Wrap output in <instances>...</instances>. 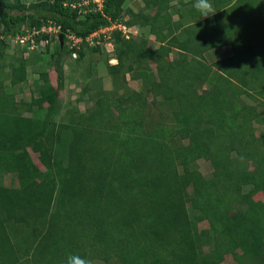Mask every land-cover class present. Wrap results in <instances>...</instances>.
<instances>
[{
    "label": "trees",
    "instance_id": "1",
    "mask_svg": "<svg viewBox=\"0 0 264 264\" xmlns=\"http://www.w3.org/2000/svg\"><path fill=\"white\" fill-rule=\"evenodd\" d=\"M71 1L0 0V37L52 22L63 41L48 42L57 46L37 68L36 98L16 102L0 82V171L18 180L0 185V264H264V0H211L215 15L200 21L195 0H141L138 13L104 0L81 15ZM112 23L153 39L114 31L112 88L94 97L80 86L76 100L92 108L71 105L58 123L73 77L63 56L75 51L77 69L90 48L70 49L67 35ZM4 69L10 86L26 81L20 55Z\"/></svg>",
    "mask_w": 264,
    "mask_h": 264
},
{
    "label": "rangeland",
    "instance_id": "2",
    "mask_svg": "<svg viewBox=\"0 0 264 264\" xmlns=\"http://www.w3.org/2000/svg\"><path fill=\"white\" fill-rule=\"evenodd\" d=\"M103 1L104 0H102L101 3L102 7H103ZM101 9L99 11H101ZM122 9L123 11L132 10L133 13H138L140 11H144L145 7L141 0H127L124 3ZM146 13L149 14L150 12L146 11ZM174 19L177 20V17H174ZM118 26H123V25L112 23L111 25L101 28L98 31L94 32L97 35L92 36L91 38L93 44L92 45L86 44V46H89L90 48L84 46L83 50L86 56L80 62L79 64L80 66L77 67V69L75 67L76 64L74 59H72V57L69 54H65L63 56L62 62H63L64 73L67 76L72 75L73 77L71 79L68 78V80L70 81L69 83L66 81V83L68 84L63 91V95L60 101L61 110L59 112V115L56 117V121L58 123H60L63 120V114L65 113L66 110L70 109L71 105L73 107L76 106L80 113H83L88 108H92L93 101L92 99L88 100L87 95L83 97L82 101L76 100L77 97L79 96L78 91L80 89V86L84 87L85 84L88 82V86L90 87L89 89L91 90L90 92H93V94L91 93V95L94 97H96V94L98 93L97 90L98 91L105 89L109 90L112 88V84H111L112 78H111V74L109 73L108 67L109 65H111L110 58L113 57L115 58L114 45L112 43V35L114 31H119L117 30ZM123 33H126L127 35L126 39H130L132 37L138 38L139 36L148 37V39H153L148 35L147 30L142 28L136 27L130 31L126 29V31ZM0 41H2L4 45L3 48L4 54L3 57H0L1 65H6L11 60L16 59V57H18L19 55L26 62V81L23 82L22 84H18L16 86H10L7 78L4 77V75L7 74L8 70L4 69L2 71V74H0V82L2 83L4 92L7 95H13L16 102L19 101L29 102L32 98H36L39 95L37 91V87L39 85L37 68L39 65L44 66L47 62L51 60L50 56L54 54L57 43L55 41L47 45H45L44 43H40L37 49H35L34 51H30V49L26 47V45L23 46L22 48L17 44L19 43V41L16 39V36L13 37L10 36L8 38L0 37ZM95 42L96 43L98 42L99 44H94ZM96 46L99 47V50L94 52V54H91L90 56V52H91L90 49ZM222 54L223 56L226 54H230V50L225 49L222 52ZM175 57H176L175 53H172L170 55L171 59L172 58L174 59ZM115 61L117 63V60ZM154 66L155 65L151 64L152 68H154ZM85 70H89L90 73L89 76L86 77V80L79 81V75L81 74V72H84ZM126 79L130 90H134V91L141 90L140 84L131 81L128 75H126ZM52 80H54L53 76H52ZM246 100L248 101L247 98ZM260 111H264V108L261 107ZM260 129L262 128L257 127L256 135L259 134ZM196 168L204 177H208L211 175L212 168L210 166V163H208L207 161L204 160L197 161ZM0 185L8 188H17L18 180L16 175L7 174L4 170L0 171ZM188 193L191 194V190H188ZM257 198L259 199V196ZM187 210L190 215H195V211L190 207V205L187 206ZM199 228L201 230L207 229L208 225L207 223L202 222L199 225ZM211 249H212V243L207 245L204 248V251L207 253ZM221 264H235V262L232 256L228 255L225 257L224 261Z\"/></svg>",
    "mask_w": 264,
    "mask_h": 264
},
{
    "label": "built area",
    "instance_id": "3",
    "mask_svg": "<svg viewBox=\"0 0 264 264\" xmlns=\"http://www.w3.org/2000/svg\"><path fill=\"white\" fill-rule=\"evenodd\" d=\"M101 3L102 0H77L66 3L65 6L72 10H78L79 14L81 15L89 12L91 9L100 10L102 7ZM91 5H93L94 7H90ZM117 28V30L121 31L122 33L126 31L125 26H118ZM123 34L127 38L126 33ZM41 35H47L48 39H40L38 42H36L37 37ZM54 35L59 38V36L61 35V29L56 24L48 22L40 28H32L31 30L24 31L22 34H17L16 39L19 41V43L17 44L20 47L23 48V46L26 45V47H28L30 51H34L39 47L40 43H44L45 45H47L51 37H53ZM96 35L97 34L94 33L91 36L85 38L84 40L82 38H77L72 34L67 35V42L69 44V48L78 50L80 49L83 42L92 45L93 43L91 41V38L92 36ZM71 56L73 59H75L77 57V53L74 51L71 53Z\"/></svg>",
    "mask_w": 264,
    "mask_h": 264
},
{
    "label": "clouds",
    "instance_id": "4",
    "mask_svg": "<svg viewBox=\"0 0 264 264\" xmlns=\"http://www.w3.org/2000/svg\"><path fill=\"white\" fill-rule=\"evenodd\" d=\"M192 7L194 8L196 14H198L199 17L198 21L204 18L212 17L216 13L213 8L211 0H195ZM67 264H86V262L78 256H69L67 260Z\"/></svg>",
    "mask_w": 264,
    "mask_h": 264
},
{
    "label": "crops",
    "instance_id": "5",
    "mask_svg": "<svg viewBox=\"0 0 264 264\" xmlns=\"http://www.w3.org/2000/svg\"><path fill=\"white\" fill-rule=\"evenodd\" d=\"M110 56V55H109ZM110 60H111V65H115L116 64V59L113 57V58H110ZM105 90H107V89H105Z\"/></svg>",
    "mask_w": 264,
    "mask_h": 264
},
{
    "label": "water",
    "instance_id": "6",
    "mask_svg": "<svg viewBox=\"0 0 264 264\" xmlns=\"http://www.w3.org/2000/svg\"><path fill=\"white\" fill-rule=\"evenodd\" d=\"M59 42H60V45L62 46L63 41H62V36L61 35L59 36Z\"/></svg>",
    "mask_w": 264,
    "mask_h": 264
}]
</instances>
